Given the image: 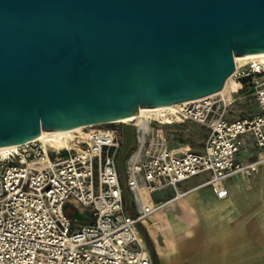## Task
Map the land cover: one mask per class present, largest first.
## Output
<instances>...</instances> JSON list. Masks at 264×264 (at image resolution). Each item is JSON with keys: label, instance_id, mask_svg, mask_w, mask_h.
<instances>
[{"label": "water", "instance_id": "1", "mask_svg": "<svg viewBox=\"0 0 264 264\" xmlns=\"http://www.w3.org/2000/svg\"><path fill=\"white\" fill-rule=\"evenodd\" d=\"M254 53L264 0H0V148L210 96Z\"/></svg>", "mask_w": 264, "mask_h": 264}, {"label": "built area", "instance_id": "2", "mask_svg": "<svg viewBox=\"0 0 264 264\" xmlns=\"http://www.w3.org/2000/svg\"><path fill=\"white\" fill-rule=\"evenodd\" d=\"M242 89L259 112L239 119L231 106ZM229 91V101L207 96L132 123L134 143L123 162L132 214L117 166L121 122L84 127L62 150L35 139L0 155V264H154L142 232L153 214L200 189L223 200L227 180L264 162V64L235 68ZM184 122L205 129L200 151L170 150L162 127ZM250 144L258 158L245 164L240 157ZM166 190L170 199L152 197Z\"/></svg>", "mask_w": 264, "mask_h": 264}, {"label": "crops", "instance_id": "3", "mask_svg": "<svg viewBox=\"0 0 264 264\" xmlns=\"http://www.w3.org/2000/svg\"><path fill=\"white\" fill-rule=\"evenodd\" d=\"M248 148L240 157L245 164L258 158L259 150ZM225 187L223 200L200 189L149 218L144 228L157 264H264V162Z\"/></svg>", "mask_w": 264, "mask_h": 264}, {"label": "rangeland", "instance_id": "4", "mask_svg": "<svg viewBox=\"0 0 264 264\" xmlns=\"http://www.w3.org/2000/svg\"><path fill=\"white\" fill-rule=\"evenodd\" d=\"M234 98L235 101L232 103L231 111L234 113L235 118H249L259 112L253 101L252 95H250L247 90L242 89L238 93L234 94ZM162 128L170 150L175 151L176 154H181V146H189L192 151H200L207 137L205 129L192 122L172 123L170 125H164ZM247 149L246 153L250 154L252 150L248 147ZM190 185L191 184H188V186ZM192 195L193 194L191 193L190 195H187V197ZM172 196V191L166 190L156 192L152 197L155 201H165L170 199ZM174 206L175 205H172L170 209H173ZM143 230L145 231L144 227Z\"/></svg>", "mask_w": 264, "mask_h": 264}, {"label": "bare ground", "instance_id": "5", "mask_svg": "<svg viewBox=\"0 0 264 264\" xmlns=\"http://www.w3.org/2000/svg\"><path fill=\"white\" fill-rule=\"evenodd\" d=\"M236 62V68L245 66V65H262L264 64V54H246L243 56H234ZM233 74V73H232ZM232 74L225 80L223 87L216 93L211 94L210 96L221 95L226 101L232 100V94L229 91L230 83L232 79ZM173 109V105L162 106V107H139L138 117L132 119L131 117H125L117 122L123 124H132L134 121H137L141 124H144L148 119V116L155 115L160 112H170ZM84 127H77L73 129H67L61 132L45 134L39 136L36 140H40L48 149L50 150H62L68 146V141L73 137V134L79 132ZM20 145H9L0 148V155L4 156L8 152H14L18 149Z\"/></svg>", "mask_w": 264, "mask_h": 264}, {"label": "trees", "instance_id": "6", "mask_svg": "<svg viewBox=\"0 0 264 264\" xmlns=\"http://www.w3.org/2000/svg\"><path fill=\"white\" fill-rule=\"evenodd\" d=\"M142 232H143L144 238H145V240H146V242H147V245H148L149 249L151 250V249H152L151 242H150V240L148 239V237H147L145 231L142 230ZM154 264H157L156 261H154Z\"/></svg>", "mask_w": 264, "mask_h": 264}]
</instances>
